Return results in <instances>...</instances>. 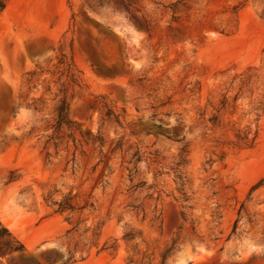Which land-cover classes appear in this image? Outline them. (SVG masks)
<instances>
[{
  "label": "rangeland",
  "instance_id": "1",
  "mask_svg": "<svg viewBox=\"0 0 264 264\" xmlns=\"http://www.w3.org/2000/svg\"><path fill=\"white\" fill-rule=\"evenodd\" d=\"M0 264H264V0H0Z\"/></svg>",
  "mask_w": 264,
  "mask_h": 264
},
{
  "label": "trees",
  "instance_id": "2",
  "mask_svg": "<svg viewBox=\"0 0 264 264\" xmlns=\"http://www.w3.org/2000/svg\"><path fill=\"white\" fill-rule=\"evenodd\" d=\"M0 246L9 253L22 252L24 247L18 239H16L10 232L0 224Z\"/></svg>",
  "mask_w": 264,
  "mask_h": 264
}]
</instances>
